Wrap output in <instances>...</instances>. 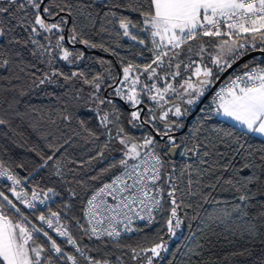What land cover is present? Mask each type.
<instances>
[{
	"label": "snow or ice",
	"instance_id": "6c2138e0",
	"mask_svg": "<svg viewBox=\"0 0 264 264\" xmlns=\"http://www.w3.org/2000/svg\"><path fill=\"white\" fill-rule=\"evenodd\" d=\"M131 13L139 16V22L131 17ZM57 16L58 22H48V18ZM69 18L72 20L69 43H81L105 52L109 49L102 43L84 37L92 29L103 33L108 31V25L118 23L122 31L117 35L152 52L151 62L143 65V73H148L146 80L155 81L142 84L141 65L129 62L122 69L121 87L108 85L117 97L135 109L129 121L132 127L150 125L155 134L148 133L137 140L117 123L119 110L113 112L111 120L108 114L99 116V124L107 130L109 142L116 139L121 145L120 158L101 170V175L116 168L119 172L113 174L110 181H103L89 190L83 208L85 222L77 221L82 233L105 247L108 242L120 247L125 234L140 230L133 227L136 221L151 225L156 214L163 216L168 211L165 224L171 239L177 238L178 231L185 226V219L200 221L203 227L197 228L199 232L205 227L221 226L232 230L239 221L242 222L239 227L249 237L264 244V222L257 223L264 221V190H261L264 186V0H59L58 3L50 0L47 4L45 0H0V70L13 73L11 77H4L10 85L12 80L21 79L17 69L31 78L29 87L55 83L56 77L69 83L80 77L83 84L93 89L91 96L94 99L115 107L111 99H99L97 95L103 86L104 77L100 75L89 79L79 71L66 75L53 68L42 76H37L36 71H28L37 66L25 61V51L50 68L57 58L68 64L83 59V52L74 54L65 47L63 33ZM140 32L149 34L150 46ZM50 33L57 36L55 45L51 43L52 37L46 35ZM39 37H43L47 44ZM254 52L260 53V58L250 56ZM246 56L250 59L244 60ZM182 67L187 76L177 87L169 81H176L182 75ZM230 69L232 72L227 81L213 92L220 75ZM160 81H163V87L158 86ZM138 85L141 86L139 89ZM11 90L17 89L13 86ZM209 92H213L210 104L199 111L221 116L231 121V125L206 131L204 124L198 121L192 132L178 143L175 131L184 126V119L197 109ZM19 94L27 93L20 89ZM143 95L148 96L153 106L142 117L144 109L139 105L143 103ZM176 96L180 99L179 104L172 99ZM70 99L78 101L80 97L76 95ZM59 118L69 125L72 120L71 113ZM156 121L163 122L162 130L156 127ZM79 123L83 126L84 121ZM113 123H117L115 137L108 130L109 124ZM5 124L6 121L0 118V125ZM84 130L88 136L99 140L96 133L87 128ZM157 136L164 143L166 155H174L180 149V154L186 157L185 162L170 164L159 150L161 140H157ZM68 143L70 140L66 138L64 144ZM64 144L59 147L49 144L53 154L41 157L43 163L40 167H47L48 162L53 161L55 175L61 176L60 161L54 157ZM104 148L109 149V143H105ZM103 157L104 152L100 151L93 159ZM0 179L11 182L8 190L29 210L35 211L38 204H45L48 193L59 195L49 188L43 193L44 199L35 190L29 196V192L21 188L23 179L2 162ZM91 179L98 180L99 177ZM217 191L230 193L233 200H218L213 195ZM221 204H231V209L218 207ZM253 208L257 209L255 214L249 211ZM48 213L45 215L40 211L36 214L41 225L37 227L4 191H0V264H80L77 255L65 251L44 225L64 238L87 264H113L112 253L105 252L100 258L88 255L92 249L78 244L60 222V213L50 208ZM186 227L189 237L185 239L192 245H184L186 255L201 256L199 249L204 245L193 239L197 231H193L191 223ZM41 235L49 246L38 243ZM170 242L161 237V242L152 247L139 251L133 248L131 258L143 257L145 264H154L155 260L164 259L162 254L169 253L167 245ZM175 255L172 254L168 264H175ZM118 259L119 264H124L122 258ZM204 264H211V261H204Z\"/></svg>",
	"mask_w": 264,
	"mask_h": 264
},
{
	"label": "trees",
	"instance_id": "16d2710c",
	"mask_svg": "<svg viewBox=\"0 0 264 264\" xmlns=\"http://www.w3.org/2000/svg\"><path fill=\"white\" fill-rule=\"evenodd\" d=\"M49 2L50 0L47 3ZM52 2L58 3L59 0H52ZM53 10L55 11V8ZM61 15L64 14L62 13ZM130 15L134 20L139 22L140 18L137 14L131 13ZM55 18H57L55 21L48 22H58L59 17ZM48 19L54 20L52 18ZM68 25L69 36V30L72 27L71 18H69ZM67 26L65 27L64 35ZM121 31L117 23L115 26L108 25L107 32L98 33L96 29L87 32L84 38L90 39L97 44L102 43L104 47L109 49L107 52L100 48L85 47L81 43H70L72 45L70 46L65 41V47L73 51L74 54L78 52H83L84 54L83 59L78 60L74 64H68L57 58L50 68L46 64L39 63L27 51L24 53L25 61L37 66L36 69H28V71H36L37 76H42L54 68L66 75L79 71L83 72L89 79L96 75L104 77L101 81L103 86L97 95L99 99H111L115 107L107 103L100 104L98 100L94 99L91 96L93 89L89 85L83 84L80 77L74 78L70 83L64 81L62 77H56L55 83L45 84L41 87H29L31 78L24 73H19L18 69L17 73L21 76V79L12 80L11 85L4 77H11L13 73L7 70H0V118L6 121L5 125H0V162L6 168L18 174L23 180L27 181L28 190H35L43 194L49 188H52L56 193H59V195L48 193L49 197L52 198L48 208L53 212L60 213L62 223L72 233L74 238L77 239L80 246L87 245L88 248L92 249L91 252L87 253L90 256L100 258L105 252H109L113 254L111 255L113 264H119L118 258H122L124 264H145L143 257L138 260L131 258V249L135 248L139 251L140 248L152 247L155 243L161 242V237H163L164 241L171 240L167 245L170 251L168 254H162L164 255V259L155 260L154 264H168L173 258V253L176 254L175 264H189V261L191 264H204V261H211V264H264V244H261L259 239L254 240L249 237L239 227V224L242 223L239 221L237 227L232 230L221 226L214 227L213 229L205 227L203 232H199L197 228L203 227L200 221L185 219V226H182V230L178 231L177 238L171 239L167 234L165 224V219L169 213L165 211L163 216L158 214L156 220L151 225L142 226L135 235L121 239L120 247L112 246L111 242H108V246L105 247L100 241L89 240L77 226L78 220L83 223V208L89 190L98 186L103 181H110L112 175L119 172V169L116 168L109 173L101 175V170L107 168L109 164L120 158L121 145L116 139H111L109 142V137L106 135L107 130L99 124V116L108 114L111 120L113 119V112L119 110V121L117 123L125 129V132L136 137L137 140H141L148 133L155 134L150 125H145L142 128L132 127L129 123L132 106L117 97L114 94L113 88L108 86L118 83L116 87H121L119 76L122 75L123 67L127 66L129 62L141 65L142 84L155 82L154 80H146L145 78L148 73H143V65L151 62L152 52L146 50L143 45L127 41L125 37L117 35ZM46 35L52 37L51 43L55 45L57 36L51 33ZM140 36L149 41L150 46L149 34L140 32ZM38 39L42 43L47 44V41L43 37H39ZM12 47L15 48L16 46L13 45ZM182 59L184 58L182 57ZM205 61L207 62V55H205ZM185 63H187V59H185ZM181 73L182 75L177 77L176 81L170 80L169 82L174 83L178 87V84L187 76V72L183 67L181 68ZM13 86L16 87V91L11 90ZM158 86L163 87V81H160ZM20 89H23L27 94L21 96L19 94ZM76 95L80 97L78 101L70 99ZM142 99L146 107L143 115L145 116L148 108L153 106V102L147 95H143ZM172 99L178 102V104L180 103L178 96L172 97ZM119 100H122L126 106ZM208 101L209 99L202 107L208 106ZM157 111L158 114H162L159 110ZM68 113H71L72 116L70 125L59 118L62 114L66 115ZM191 115L184 119V126L175 132H180L185 128L187 119ZM170 118L174 119L171 117V114ZM81 120L84 121L83 126L79 123ZM52 121H55V124ZM198 121L204 124L206 131L215 127L224 128L231 125L228 122L222 121L211 112L204 114L199 111L188 123L186 133L176 137L178 143L183 141L192 132ZM117 123L109 124L108 126L112 137L116 136ZM136 123L139 124L140 122L137 121ZM156 127L162 130L163 122L156 121ZM85 128L96 133L99 136V140L88 136V133L84 130ZM66 138L70 140V143L64 144ZM105 143H109V149L104 148ZM257 143H259L258 140ZM49 144L55 147L64 144V147L60 148V151L56 152L54 157V159L60 161L61 176L55 175L56 167L53 161H49L47 167H40L43 163L41 157L46 158L53 154L52 149L48 146ZM159 150L162 154H165L164 143L162 141ZM100 151L104 152V157L93 159V157H98ZM165 158L170 161V164L181 165L185 162L180 153L177 161H171L166 154ZM93 176H97L99 179H91ZM0 190L7 194V189L1 185ZM261 190H264V186H261ZM72 193H75V196ZM213 195L221 201L233 200V197L228 192L217 191ZM236 203H239V201H236ZM165 207L167 208V205ZM218 207H227L230 210L231 204H221ZM48 208L43 211L44 214L48 213ZM21 211L28 216V220L36 217V214L31 217L23 209ZM187 211L191 215V210ZM249 211L255 214L257 209L253 208ZM181 216H183V211L181 212ZM261 222L264 221H257V223ZM188 223L193 224V231H197V235L193 239L199 240L204 245L202 249H199L202 253L201 256L186 255V247L184 245L192 246L185 239L189 237V230L186 227ZM38 243L46 247L49 246L47 241L42 237H40ZM177 248H179L178 253ZM148 255L151 254L149 253Z\"/></svg>",
	"mask_w": 264,
	"mask_h": 264
},
{
	"label": "built area",
	"instance_id": "2783aa9c",
	"mask_svg": "<svg viewBox=\"0 0 264 264\" xmlns=\"http://www.w3.org/2000/svg\"><path fill=\"white\" fill-rule=\"evenodd\" d=\"M226 81H227V80H225V81H224L219 87L223 86L224 83H225ZM210 98H211V97H210ZM210 98H209V101H208V105L210 104ZM182 157H183V156H182ZM183 159L186 160V157H183ZM0 185L3 186V187H5V188L7 189L6 192H7L8 196H9L11 199H14V200H15V197H13L12 194H11V192L8 190L9 186L11 185V182H10V181H6V180H3V179H0ZM27 185H28L27 181H23V183H22V185H21V188H23V190H25V191H28V192H29V196H30V195H31V191L28 190V186H27ZM21 188H18L17 190L19 191V190H21ZM41 199H44V196H43L42 193H41ZM51 201H52V198L49 197V195H48V198H47V200H46V203L43 204V205L38 204V206H37V210L33 211V210H29V209L25 208L24 205L20 204L18 201L15 200V202L17 203V205H18L21 209H23L24 211H26L27 213H29V214L31 215V217L34 216L35 214H37V213L40 212V211L43 212V211L47 210V208L49 207ZM45 215H49V213H46ZM157 215H158V214H156V217H157ZM34 219H35V221H36V226H37V227H41L39 220L36 219V217H35ZM82 221H83V223L85 222L84 219H83V215H82ZM60 222L62 223L61 219H60ZM62 224H63V223H62ZM146 225H148V224H146L144 221H136V223L133 224V227H135V228H139V229H140V227H142V226H146ZM43 227L45 228L46 231L49 232L50 235L53 236L54 239L57 240V243H59L62 247H64L65 251H67L69 254H76L77 257H78V260H79L80 264H87V262L84 260L83 257H79V254H78V253H75V249H74L71 245H67V244L65 243L64 238L59 237V236L55 233V231H53L52 229H47L46 225H44ZM137 232H138V231L133 232V233L125 234L121 239H123V238H125V237H131V236L135 235ZM70 233H71V232H70ZM71 235H72V233H71ZM72 236H73V235H72ZM40 237H42L45 241H47L46 238L43 237L42 235H41ZM73 238H74V236H73ZM74 239H75V238H74ZM78 244H79V243H78ZM68 264H70V262H68Z\"/></svg>",
	"mask_w": 264,
	"mask_h": 264
},
{
	"label": "water",
	"instance_id": "95a60500",
	"mask_svg": "<svg viewBox=\"0 0 264 264\" xmlns=\"http://www.w3.org/2000/svg\"><path fill=\"white\" fill-rule=\"evenodd\" d=\"M49 0H45V3H47ZM57 18H55L54 20H50L48 19V21H55ZM70 24V23H69ZM68 27L69 25L67 26V29H66V33H65V41L68 45L72 46L69 42H68ZM75 47V46H74ZM250 56H256L257 58H259L261 56L260 53H251ZM250 56H246L244 58V60H248L250 59ZM244 61H240V63L242 64ZM236 67V66H234ZM232 72V70L230 69L228 72H225L222 74V76L220 77L219 81L217 82L216 84V87L215 89H213V92L215 90H217L219 88V86L225 81L227 80L229 74ZM122 78V75L119 76V80ZM115 86H118V83L115 85ZM213 92H209L207 93V95L203 98V100L201 101V103L199 104L198 108L196 109V111L187 119V125L185 126L184 130L181 131L180 133H177L175 134L176 137L178 136H181L183 135L184 133H186L187 129H188V123L199 113V109L202 108V106L207 102V100L211 97V95L213 94ZM124 106H126V104L122 101V100H119ZM175 103H178V102H175ZM171 106V105H168V107ZM141 108V107H140ZM127 110H129L128 107H126ZM131 110V109H130ZM135 109H132L131 111H134ZM144 111H145V108H144ZM144 111H142V114L141 116L143 117L144 115ZM158 140H161V138L159 136L156 137ZM162 141V140H161ZM163 142V141H162ZM179 153H180V149H177L176 153L174 155H171V156H168L169 159L171 161H177L178 158H179Z\"/></svg>",
	"mask_w": 264,
	"mask_h": 264
},
{
	"label": "rangeland",
	"instance_id": "374dc122",
	"mask_svg": "<svg viewBox=\"0 0 264 264\" xmlns=\"http://www.w3.org/2000/svg\"><path fill=\"white\" fill-rule=\"evenodd\" d=\"M125 39L127 40V41H130V40H128L126 37H125ZM131 42H133V41H131ZM209 51H211V49H209ZM205 55H207V54H205ZM126 86V85H125ZM138 87V89L141 87L140 85H138L137 86ZM126 102V101H125ZM127 104H129L130 105V103H128V102H126ZM23 181H25V180H23ZM0 191H2V190H0ZM6 194V193H5ZM6 195H8V194H6ZM10 198V197H9ZM11 199V198H10ZM13 200V202L14 203H16L15 202V200L14 199H12ZM17 204V203H16ZM18 206V205H17ZM19 207V206H18ZM29 221L31 222V224H33V225H36V221H35V219L33 218V219H29Z\"/></svg>",
	"mask_w": 264,
	"mask_h": 264
},
{
	"label": "flooded vegetation",
	"instance_id": "af4514ba",
	"mask_svg": "<svg viewBox=\"0 0 264 264\" xmlns=\"http://www.w3.org/2000/svg\"><path fill=\"white\" fill-rule=\"evenodd\" d=\"M139 107H141L142 109L145 108V110H146V107H145V105H144L143 103H142L141 105H139ZM132 109H134V108L132 107L131 110H132ZM144 112H145V111H144ZM141 114H142V113H141ZM186 125H187V122H186ZM186 125H185V126H186ZM183 130H184V129H183ZM183 130H182V131H183ZM180 132H181V131H180ZM180 132H175V134L180 133Z\"/></svg>",
	"mask_w": 264,
	"mask_h": 264
},
{
	"label": "crops",
	"instance_id": "0c3cea01",
	"mask_svg": "<svg viewBox=\"0 0 264 264\" xmlns=\"http://www.w3.org/2000/svg\"><path fill=\"white\" fill-rule=\"evenodd\" d=\"M219 119H221L222 121H225V122H228V123H232L231 121H226L223 117H221V116H217Z\"/></svg>",
	"mask_w": 264,
	"mask_h": 264
}]
</instances>
